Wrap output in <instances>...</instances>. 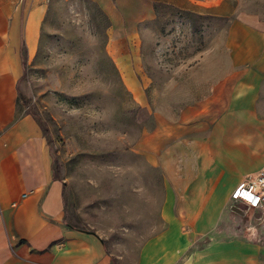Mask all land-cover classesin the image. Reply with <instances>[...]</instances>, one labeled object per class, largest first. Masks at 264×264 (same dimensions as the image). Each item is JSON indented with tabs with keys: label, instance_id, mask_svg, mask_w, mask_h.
Returning a JSON list of instances; mask_svg holds the SVG:
<instances>
[{
	"label": "crops",
	"instance_id": "obj_1",
	"mask_svg": "<svg viewBox=\"0 0 264 264\" xmlns=\"http://www.w3.org/2000/svg\"><path fill=\"white\" fill-rule=\"evenodd\" d=\"M89 1L106 19L104 52L122 86L152 102L138 147L163 184L161 223L133 264H264V203L228 207L243 176L264 167V22L233 17L234 0ZM159 7L234 20L192 63L156 58L152 76H142L128 55L142 54L136 40ZM45 13L46 0H0V264H112L100 235L65 221L44 135L18 105L21 50L34 49Z\"/></svg>",
	"mask_w": 264,
	"mask_h": 264
},
{
	"label": "rangeland",
	"instance_id": "obj_2",
	"mask_svg": "<svg viewBox=\"0 0 264 264\" xmlns=\"http://www.w3.org/2000/svg\"><path fill=\"white\" fill-rule=\"evenodd\" d=\"M234 5L233 17L264 22V0ZM233 20L159 7L136 40L142 54L130 53L127 65L139 64V73L151 77L156 58L190 64L212 33L228 30ZM106 25L89 0H46L37 43L30 53L21 50L18 105L44 135L53 176L63 183L65 221L100 235L112 264H133L140 243L160 226L163 184L155 182L158 173L138 147L141 134L152 128V87L142 88L148 102L139 103L122 86L104 52ZM158 45L165 50L155 56L152 47ZM228 207L234 210L230 202Z\"/></svg>",
	"mask_w": 264,
	"mask_h": 264
},
{
	"label": "built area",
	"instance_id": "obj_3",
	"mask_svg": "<svg viewBox=\"0 0 264 264\" xmlns=\"http://www.w3.org/2000/svg\"><path fill=\"white\" fill-rule=\"evenodd\" d=\"M23 196L25 194H21V197ZM230 200L231 208L234 203H241L246 208L260 209L264 203V167L256 172L245 174L242 182L231 191Z\"/></svg>",
	"mask_w": 264,
	"mask_h": 264
},
{
	"label": "snow or ice",
	"instance_id": "obj_4",
	"mask_svg": "<svg viewBox=\"0 0 264 264\" xmlns=\"http://www.w3.org/2000/svg\"><path fill=\"white\" fill-rule=\"evenodd\" d=\"M237 195H240V193H237ZM249 199H251V197H249Z\"/></svg>",
	"mask_w": 264,
	"mask_h": 264
},
{
	"label": "trees",
	"instance_id": "obj_5",
	"mask_svg": "<svg viewBox=\"0 0 264 264\" xmlns=\"http://www.w3.org/2000/svg\"><path fill=\"white\" fill-rule=\"evenodd\" d=\"M53 177H55V176H53Z\"/></svg>",
	"mask_w": 264,
	"mask_h": 264
}]
</instances>
